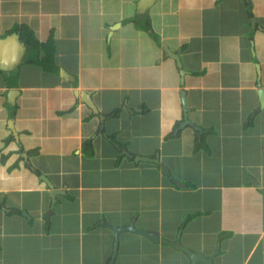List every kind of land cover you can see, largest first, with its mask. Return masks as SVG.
Returning <instances> with one entry per match:
<instances>
[{"label":"crops","instance_id":"1","mask_svg":"<svg viewBox=\"0 0 264 264\" xmlns=\"http://www.w3.org/2000/svg\"><path fill=\"white\" fill-rule=\"evenodd\" d=\"M138 2L0 0V264H264V0Z\"/></svg>","mask_w":264,"mask_h":264},{"label":"water","instance_id":"2","mask_svg":"<svg viewBox=\"0 0 264 264\" xmlns=\"http://www.w3.org/2000/svg\"><path fill=\"white\" fill-rule=\"evenodd\" d=\"M155 1L156 0H139V2H138V11L139 12L145 11L150 6H152V4H154ZM25 49H26L25 44L20 40L19 35L16 32L8 34V35H6L4 37H0V69H2V70H11V69L15 68V66H17L21 62V58L23 56V53H24ZM164 50L171 58H173L175 61H177L178 66L182 68V63L180 62L179 55L177 53H173L166 46V44H164ZM180 73H181V75H184V70L180 69ZM257 93L259 95L261 108L264 109V89L263 88H259L257 90ZM84 94H86V93L85 92H81L82 100L90 108H92L94 112L97 113L98 109L93 104L92 100L90 99V96L88 94H86L88 96H86ZM183 102L185 104V100L184 99H183ZM186 111H187L186 105H184V113H185V115H186ZM186 121L190 125L196 127L195 124L193 122H190L188 120V118L185 116V121H184L183 125L185 124ZM117 148H119V147L117 146ZM122 153H124L126 155H129V152L127 150H122ZM135 159L136 160H143V161H150V162L159 163L158 154H157L156 158L144 157V156H136ZM161 167H162V172L167 174L175 183L179 184V182L172 176V174L170 173V171L168 170V168H167V166L165 164H161ZM48 184H49L50 187H53L51 183L48 182ZM256 184L259 185L258 183H256ZM59 193L60 192L58 190H52L51 196L53 197L54 200H55V196L54 195H58ZM49 214H50V212L47 214V217H48ZM108 226L110 228H112V230L115 233V249H114L113 257L117 253V247H118V244H119V235H120V232H122V231L137 232V233H140L142 235L148 236L149 238H151L152 241H155V242H159L160 241V234L157 231H148L146 229L139 230V229L134 228L133 224H130V225L126 226V227H116V226H112V225H108ZM182 230H183V228H180L179 235H178L176 241H168L167 239H164V238L162 239V241L165 242V243H168L171 246H173L174 248H177L178 250L186 253V255L189 257V259L191 261V264H215L213 257L216 255V253L211 255V256H206L203 253L196 252V251H193V250L185 247L181 243L180 236L182 234Z\"/></svg>","mask_w":264,"mask_h":264},{"label":"trees","instance_id":"3","mask_svg":"<svg viewBox=\"0 0 264 264\" xmlns=\"http://www.w3.org/2000/svg\"><path fill=\"white\" fill-rule=\"evenodd\" d=\"M37 44H38V41H37ZM37 44H36V45H37ZM49 44H52L51 40L47 42L46 47L49 46ZM47 53H48V55L46 56V58L42 59V60H41L40 62H38V63H40V64L43 66V68H45V69H49V70H51V71H53V70H57V66H56L55 63H54V59H53L52 54H50L48 51H47ZM115 114H116V113L114 112V115H115ZM86 145H87L88 148H89V150L86 151L87 154H88V155H92V154H93L92 143H91L90 141H87V142H86ZM187 185H188V186H191V187H193V188L196 187V184H194V183H189V182H188ZM225 235L228 236V234H225Z\"/></svg>","mask_w":264,"mask_h":264},{"label":"rangeland","instance_id":"4","mask_svg":"<svg viewBox=\"0 0 264 264\" xmlns=\"http://www.w3.org/2000/svg\"><path fill=\"white\" fill-rule=\"evenodd\" d=\"M211 117H212V116H211ZM211 117L207 116L208 120H211ZM240 123H241V122H231V128L233 129V128L236 127V130H238L239 127H240ZM236 130H234V131H236ZM197 146H198V150H197ZM197 146H194V144H192V143H188V148H189V149H187V153L189 154V156H190V155H192L193 157L199 156V153L201 152V149H200V146H199L198 141H197ZM196 151H199V152H196ZM190 160H191V159H190ZM219 171H220V172H225V169L222 168V169L219 170ZM149 208H150V209L155 208V204H154L153 201L150 203Z\"/></svg>","mask_w":264,"mask_h":264},{"label":"bare ground","instance_id":"5","mask_svg":"<svg viewBox=\"0 0 264 264\" xmlns=\"http://www.w3.org/2000/svg\"><path fill=\"white\" fill-rule=\"evenodd\" d=\"M163 173V172H162Z\"/></svg>","mask_w":264,"mask_h":264}]
</instances>
